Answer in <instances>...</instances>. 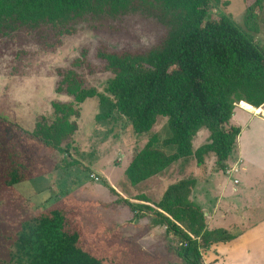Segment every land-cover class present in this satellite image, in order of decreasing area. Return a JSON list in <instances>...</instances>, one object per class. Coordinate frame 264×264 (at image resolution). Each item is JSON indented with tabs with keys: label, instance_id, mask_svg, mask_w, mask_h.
<instances>
[{
	"label": "trees",
	"instance_id": "trees-1",
	"mask_svg": "<svg viewBox=\"0 0 264 264\" xmlns=\"http://www.w3.org/2000/svg\"><path fill=\"white\" fill-rule=\"evenodd\" d=\"M251 2L245 24L258 33L264 23V0ZM209 3L0 0V59L21 62L34 56L33 49L55 52L65 37L77 35L82 27L93 32L117 30L115 23L121 25L127 18L154 21L165 31L146 50L114 51L102 46L96 54L100 67L84 50L69 68L58 69L56 93L72 101L53 102V119L42 117L34 131L0 117V195L7 191L2 204L8 200L5 207L12 213L6 218L0 215L4 241L0 264H167L160 255L136 252L122 231L109 232L104 226L89 230L84 219L96 203L69 195L62 203H47L32 212L23 204L17 186L58 169L55 158L73 145L78 131L79 105L96 97L98 125L127 121L137 135H145L159 119H167L171 136L161 142L153 138L126 170L132 185L182 160L196 158L202 164L209 153L227 171L240 135L237 128L225 129L236 104L264 108V51L231 19L207 20ZM98 70L112 75L106 94L87 84L89 75ZM202 130L209 132L211 143L195 150ZM193 187L186 180L175 183L158 204L144 206L140 213H154L157 227L167 226L170 234L180 237L177 251L185 264H202L201 252L224 241L226 234L208 230L204 211L190 199Z\"/></svg>",
	"mask_w": 264,
	"mask_h": 264
},
{
	"label": "rangeland",
	"instance_id": "rangeland-1",
	"mask_svg": "<svg viewBox=\"0 0 264 264\" xmlns=\"http://www.w3.org/2000/svg\"><path fill=\"white\" fill-rule=\"evenodd\" d=\"M251 4V0H210L207 20L231 19L240 31L264 51V23H261L258 33L250 31L245 24L247 8ZM115 26L117 30L112 28L102 32H93L88 27H82L77 35L65 37L63 45L55 52L33 49L34 56L21 62L2 57L0 117L19 125L24 130L34 131L36 123L42 117L53 119V102L72 101L71 98L56 93L60 81L57 71L69 68L81 57L82 51L87 50L89 60L98 66L100 63L96 60V54L102 46L114 51L146 50L155 45L165 34L159 24L140 17L127 18L123 24L115 23ZM111 78V74L98 70L93 76L89 75L87 84L106 94ZM99 106L97 97L79 105L81 116L77 120L78 131L74 136L73 145L65 148L66 150L55 158L54 162L58 169L45 177L17 186L23 204L29 207L30 211L34 212L37 207L42 210L47 203L57 201L62 203L65 197L73 195L84 202L97 204L91 209L92 213L88 212V216L84 219L89 230H97L100 226H104L109 232L117 229L122 231L123 235H127L132 242L141 235L136 232L134 224L140 221L141 224L136 226H139L143 232L145 227L158 226L154 222V213L148 211L140 213V211L144 206L158 204L170 186L182 180L189 181L190 186L194 185L197 182L195 181L197 175L202 170L204 175V171L211 169L218 172V177H222L219 171L222 170L223 164L218 162L214 154L209 153L204 156L202 164H199L196 158L182 160L160 175L137 186L132 185L126 176V170L134 156L153 138L157 137L161 142L171 136L167 119H159L150 133L137 135L127 121H119L115 125L108 123L98 125L95 117L99 114ZM249 106L245 102H239L236 104V109L244 107L252 110L253 106ZM258 109L264 110L262 107ZM225 129L231 130L230 123ZM202 133L203 135L200 134L196 138L195 150L211 143L209 132L202 130ZM158 147L162 149V146ZM234 155L235 152L231 157ZM256 168L252 167L248 173L242 175V178L246 182H258L255 179H264V173H260L258 167ZM261 170L264 171L263 168ZM193 172L194 176H192ZM263 184L260 187H264ZM5 197H8L7 191L0 195V215L6 218L12 213L5 207L6 203H9L8 200L2 204ZM140 197H145L148 201H138ZM259 199L261 202L257 200L253 202L264 206L262 200L264 195ZM134 208L136 209L133 210ZM159 229L160 237L150 243L149 251H157L156 254L162 256L167 264H185L177 251L180 237L170 234L167 226H160ZM3 243L0 238V245ZM111 251L113 252L114 249Z\"/></svg>",
	"mask_w": 264,
	"mask_h": 264
},
{
	"label": "crops",
	"instance_id": "crops-1",
	"mask_svg": "<svg viewBox=\"0 0 264 264\" xmlns=\"http://www.w3.org/2000/svg\"><path fill=\"white\" fill-rule=\"evenodd\" d=\"M251 108L236 109L230 121V127L240 130L235 155L228 162L230 168L219 171L222 177L211 169L204 171L205 175L200 171L192 189L190 199L204 211L208 230L226 234L224 241L202 252L204 264H264V206L253 202H261L264 187L260 186L264 179L246 182L242 178L252 167L264 173L260 166H264V110ZM231 169L234 173L227 176ZM139 224L140 221L134 228L141 235L132 241V248L157 256V251L149 249L150 243L159 239L160 227L148 226L143 232L136 226Z\"/></svg>",
	"mask_w": 264,
	"mask_h": 264
},
{
	"label": "built area",
	"instance_id": "built-area-1",
	"mask_svg": "<svg viewBox=\"0 0 264 264\" xmlns=\"http://www.w3.org/2000/svg\"><path fill=\"white\" fill-rule=\"evenodd\" d=\"M234 169L228 170V172H226L227 176H231L234 173Z\"/></svg>",
	"mask_w": 264,
	"mask_h": 264
}]
</instances>
